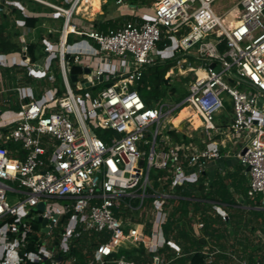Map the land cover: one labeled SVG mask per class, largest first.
<instances>
[{
  "label": "built area",
  "instance_id": "2783aa9c",
  "mask_svg": "<svg viewBox=\"0 0 264 264\" xmlns=\"http://www.w3.org/2000/svg\"><path fill=\"white\" fill-rule=\"evenodd\" d=\"M31 1L42 9L17 0L0 5V13L15 8L44 30L42 64L27 54L33 29L21 21L14 22L19 50L0 54V74L15 72L0 84V264H68L74 241L91 232L107 236L88 264H137L119 252L140 249L142 264H169L182 256L163 233L169 200L177 187L198 181L209 162L229 156L228 144L249 168L247 197L264 208V0H235L221 15L213 10L218 0H114L115 15L98 19L117 20L106 32L95 28V18L75 14L81 0ZM185 58L195 66H188L193 76L183 98L147 106L137 91L146 69ZM74 66L80 73L72 82ZM184 108L188 115L173 125ZM166 122L172 136L159 138ZM213 210L228 221L220 206ZM256 237L264 246V234Z\"/></svg>",
  "mask_w": 264,
  "mask_h": 264
},
{
  "label": "trees",
  "instance_id": "16d2710c",
  "mask_svg": "<svg viewBox=\"0 0 264 264\" xmlns=\"http://www.w3.org/2000/svg\"><path fill=\"white\" fill-rule=\"evenodd\" d=\"M5 0H0L2 6ZM25 5L28 10L40 11L42 6L31 0H17ZM54 1V0H53ZM132 5L149 4V0H127ZM60 2V1H59ZM95 10H101L102 0H94ZM67 5V4H65ZM21 21L27 28L33 29L35 41L31 42L27 48V54L33 62L40 60V38L43 35V28L40 27V21L35 18L24 17L20 11L11 8L7 13H0V54L15 52L19 50L18 42H13V38H18L20 34L14 30V22ZM117 25L112 21L99 23L95 21V28L101 32L108 29H114ZM33 41V38H32ZM71 42V39H68ZM162 44L159 45L161 47ZM39 51V52H38ZM38 52V53H37ZM172 67L170 61L158 62L146 69L141 79L137 91L144 103L151 107L159 100L171 98L173 101L179 102L183 98L182 91L177 86L170 84V78H164L165 73ZM5 77L10 81L14 80L15 72L11 74L7 71L3 72ZM188 79H183L187 81ZM23 81L33 84V80L24 75ZM16 108V107H15ZM226 109L230 112V107L226 105ZM6 134V131H4ZM184 138V137H183ZM13 144H9L8 148H13ZM245 168L239 163L235 164L232 171H226L223 174L215 172L212 180L204 184L205 175L198 182L193 184H184L175 190V198L169 200L171 210L168 214L166 223L163 226V233L167 242L171 241L179 247L182 256L172 259L169 264H219V260L225 262L231 261V256L225 255V250L230 249L237 254L242 246L241 257L247 258L249 264H255L256 260L260 264H264V255L256 254L262 251L261 243L252 246L251 240L244 236V233L259 231L264 233V208L261 210H237L235 208H256L258 207V198L250 199L246 195L247 178ZM236 196H240L241 202H237ZM212 204L220 205L227 208L230 214H227L228 221H222L220 216L209 214L212 211ZM201 222L202 228L196 236V223ZM194 226V228H193ZM37 225H35L36 229ZM194 229V230H193ZM243 233V234H242ZM241 234V236H239ZM238 236V238H237ZM228 238H231L232 244H227ZM242 239L240 243L237 239ZM100 239L93 232L85 233L82 237L74 241L75 246L71 248L69 255L74 257L75 261L69 264H88L93 256V252L98 246ZM237 242V243H236ZM240 244V245H239ZM206 248V250H204ZM168 249L167 258L174 257V252ZM234 249H236L234 251ZM240 249V250H239ZM138 252L143 255V250L120 251V255L133 260L137 264L147 261V258H139L135 256ZM213 254V259L207 262L208 256L205 254ZM243 253V254H242ZM260 254V253H259ZM257 255V256H256Z\"/></svg>",
  "mask_w": 264,
  "mask_h": 264
},
{
  "label": "rangeland",
  "instance_id": "374dc122",
  "mask_svg": "<svg viewBox=\"0 0 264 264\" xmlns=\"http://www.w3.org/2000/svg\"><path fill=\"white\" fill-rule=\"evenodd\" d=\"M49 1H51V2H56V1H53V0H49ZM56 3H58V2H56ZM234 3H235V0H218L216 3H214L213 4V10H214V12H215V14H217V15H221L222 13H224L226 10H228L229 8H231L233 5H234ZM102 10H103V17L102 18H112V16H114L115 15V11H116V9H118V7L117 6H115V4H114V0H107V4L106 5H103L102 6V8H101ZM128 13H130V12H128ZM234 14V13H233ZM96 20H98V19H102L101 17H99V16H95L94 17ZM125 20H130V18L129 17H125ZM61 19L59 18V20H57V24H56V29L57 30H59V27L61 26ZM113 22V21H112ZM123 22H125V21H121L120 20V22L119 23H123ZM114 23L115 24H117L118 22H117V20L116 21H114ZM55 29V28H54ZM35 34L34 33H30V34H28V35H26V40L27 41H29V39L30 40H32L31 38H33V41H31V42H36L34 39H35ZM70 39V38H69ZM13 42H17V38L16 37H14L13 38ZM71 42H72V39H71ZM70 42V43H71ZM79 47H81V44H79L78 45ZM78 47H76V48H74V49H77ZM39 52V51H38ZM37 52V53H38ZM185 60L186 61H184V63L183 62H181V60H172V61H170L171 63H172V66H174V67H171V69H169L168 70V74H169V77L168 78H170V84H172V85H174V86H177L178 87V89L180 90V91H182V94L185 92V88H186V86H187V84H188V81L192 78V76H193V74L190 72V70L188 69V66L189 65H191L192 67H194L195 66V64H193L192 63V60L190 59V58H185ZM191 62L190 64L188 63V62ZM36 62H38V63H40V64H42V62H41V60H39V61H36ZM187 62V63H186ZM179 68V69H178ZM171 71H172V73H171ZM20 72V71H19ZM57 75H58V73H57ZM18 76L19 77H21L22 76V73L20 72L19 74H18ZM59 78V77H58ZM188 79L187 81H183V79ZM27 83V82H26ZM33 85V84H32ZM6 86H8V87H10V84L8 83V80L6 81ZM23 86H25V84L23 83ZM31 86V85H30ZM26 87H27V85H26ZM168 100H172L171 98H169ZM182 110H185V109H182ZM189 111V110H188ZM223 114L224 115H227L228 114V110L225 108V110L223 111ZM195 118H193V120H194ZM177 123H173V125H176ZM162 125H164L162 128H161V130H160V135H159V138L160 137H165V136H172V133H170V132H168V129H169V125H168V122H166V123H163ZM145 153L147 152V147L146 148H144V150H143ZM150 178L151 179H155L156 178V176L153 174V172H151V174H150ZM239 197V196H238ZM237 199V198H236ZM150 200H147L146 202H145V207L147 208L148 207V205H150ZM239 202H241L242 203V199H241V201H239ZM47 203L48 204H52V203H55V204H60V203H62V202H60V201H56V200H47ZM34 214H36V213H34ZM72 215V213H70L67 217H70ZM58 233V229L57 228H55L53 231H52V237L53 238H56V234ZM96 235H97V237H99L100 239L102 238V239H105V237L107 236L106 235V233L105 232H103V233H95ZM244 236L246 237V238H248L249 240H251L252 241V246H256V245H259L260 244V242H259V240H257V239H255L256 237H254V235L252 234V233H250L249 232V230H247L245 233H244ZM39 237L41 238V239H44V238H46V236H44V235H39ZM56 240V239H55ZM259 243V244H258ZM48 244H49V246H53L54 245V243L51 241V240H48ZM262 249V251H260V252H258V253H256V254H258V256L259 255H264V247H262L261 248ZM236 249H234V251H235ZM228 252L230 253V254H233L235 257L238 255V253L237 254H235V252H232V251H230V250H228ZM260 253V254H259ZM257 256V255H256ZM92 258H90L89 259V261L91 260ZM263 261V263H264V260H262ZM218 263L219 264H236V262L234 261V259H231V261H228V262H225V261H223V260H219L218 261ZM69 264V263H68Z\"/></svg>",
  "mask_w": 264,
  "mask_h": 264
},
{
  "label": "crops",
  "instance_id": "0c3cea01",
  "mask_svg": "<svg viewBox=\"0 0 264 264\" xmlns=\"http://www.w3.org/2000/svg\"><path fill=\"white\" fill-rule=\"evenodd\" d=\"M97 16H99V17H103V10L101 9V11H100V14H98ZM47 25L48 26H50V25H52L51 23H47ZM0 84L2 83V81H3V79L5 78V74H0ZM234 151V147H232L230 144H228L227 145V147H226V150H223V153H227V154H230L229 156H227V157H225V158H221V159H219V160H214V161H211V162H209L208 164H207V166H206V168H205V171H204V173L203 174H206L205 176V179H204V184H207V183H209L211 180H212V178H213V175L215 174V172H219L220 174H223V173H225L226 171H232V169H233V167H234V165L235 164H238V162H237V159L234 157V153H232ZM245 170V169H244ZM245 172V175H246V178H247V182H248V176H247V174H246V171H244ZM202 174V175H203ZM202 175H201V177H202ZM200 177V178H201ZM200 178L198 179V181L200 180ZM198 181H196V182H198ZM246 187H247V183H246ZM236 200H237V202H239V201H241V197L239 196H236ZM213 205L214 204H212V211H209L208 213L209 214H216L215 213V211L213 210ZM218 206H220V205H218ZM221 207V209L223 210V211H225L227 214H230V212L231 211H229L227 208H223L222 206H220ZM235 209H239V210H243V211H248V210H261V209H263V208H245L244 206L242 207V208H235ZM217 215V214H216ZM193 228H194V226H193ZM194 230V229H193ZM197 232H199L198 230H197ZM250 233H252L253 235H254V237H256V235L257 234H259V233H262V232H259V231H255V232H250ZM196 234V233H195ZM243 234V233H242ZM264 234V233H263ZM239 236H241V234H239ZM237 238H238V236H237ZM236 238V239H237ZM255 239H257V240H259L257 237L255 238ZM238 241H240V243H242V242H244V240H242V239H237ZM237 243V242H236ZM251 243H252V241H251ZM227 244L229 245V244H232V240H231V238H228V242H227ZM243 244V243H242ZM240 245V244H239ZM240 247V249L242 250V246H239ZM204 249H206V248H204ZM239 249V250H240ZM228 250H230V249H227V250H225V255L227 254V255H229L230 253L228 252ZM240 250V252H238V255H241V254H239V253H241L242 251ZM231 251V250H230ZM243 254V253H242ZM214 257V256H213Z\"/></svg>",
  "mask_w": 264,
  "mask_h": 264
},
{
  "label": "bare ground",
  "instance_id": "6f19581e",
  "mask_svg": "<svg viewBox=\"0 0 264 264\" xmlns=\"http://www.w3.org/2000/svg\"><path fill=\"white\" fill-rule=\"evenodd\" d=\"M102 1H103V4L101 5V7L105 3V0H102ZM93 3H94V0H81L79 5L75 9V14L77 16H80V17L86 19V20H89V21L93 20V18L95 16H97L98 14H100V11H101V10H95V6L96 5H94ZM233 13L231 12L230 14H228V20H229L230 26H233V25L236 24L235 20L233 19L234 18V14ZM184 109L185 110H181L177 114V116L172 120V124L173 123H177L178 124L182 118H184L185 116L188 115L187 108H184ZM193 118H195V119L193 120ZM192 123H193V125L195 127L199 126V121L196 118V116L192 117Z\"/></svg>",
  "mask_w": 264,
  "mask_h": 264
},
{
  "label": "water",
  "instance_id": "95a60500",
  "mask_svg": "<svg viewBox=\"0 0 264 264\" xmlns=\"http://www.w3.org/2000/svg\"><path fill=\"white\" fill-rule=\"evenodd\" d=\"M80 73V68L77 67V66H74L71 68V71H70V79L72 82H75L76 81V74ZM262 100L259 101V105L261 104ZM246 172L249 171V168H246L245 169ZM43 203H40L38 206H37V210L39 211H42L43 210ZM38 221L40 222V219H38ZM42 224H44V221L42 222Z\"/></svg>",
  "mask_w": 264,
  "mask_h": 264
}]
</instances>
